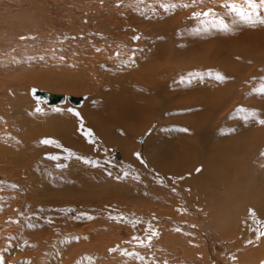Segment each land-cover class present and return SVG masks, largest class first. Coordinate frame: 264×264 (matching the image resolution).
Instances as JSON below:
<instances>
[{"label": "bare ground", "instance_id": "6f19581e", "mask_svg": "<svg viewBox=\"0 0 264 264\" xmlns=\"http://www.w3.org/2000/svg\"><path fill=\"white\" fill-rule=\"evenodd\" d=\"M138 4L132 1V5L129 6H132L131 8L137 6L140 12V7L143 5ZM232 9L227 13L235 15ZM234 9L237 8L234 7ZM145 11L147 12L146 9ZM233 20L236 22L238 19L234 18ZM167 31V35H173L172 28ZM159 32L158 29H153L147 33L150 35L154 33V39L159 40L163 37L161 41L168 46V50L161 48L153 53L154 49L152 48L151 56L142 62H139V60H142V47L134 52V57L128 51L127 57L124 56L123 59L112 62L109 66L103 64V67L100 66L103 70H98L100 69L98 67L99 63L95 61L94 65L98 70V72L96 71L97 81H101L98 82L101 91L107 87L110 91L105 94L99 90L100 93L97 94L94 93L96 91H90L93 94L92 96L96 95V97H94V102L86 104L83 108L84 118L79 119L80 124H83L82 136L75 130L76 128L70 130L71 133H69L68 139L72 143H65L66 146H64L62 153H53L43 158L41 157L42 149L40 150L38 146H35L36 149L32 152H24V150L16 148L15 144L17 143L6 144V146L8 145L7 148L9 147L6 153H8L10 160L17 164L18 162L25 164V168H21L26 169L25 171L28 174L26 175L34 184L31 183L33 193L30 191V194L32 195L22 188H13L14 190L19 189L18 194L13 193V196L8 194L6 198H3L2 195L4 194L0 196V202L3 204L0 203L2 205H0V264H105L107 261H110V264H136L137 261L128 263L129 261L118 258L116 254H109L116 240L122 238V235H119V231L122 229L124 234L135 239L134 245L147 247L146 250L149 251L150 255L154 253V245L162 244V247L166 246L168 249L173 247L174 249L181 248L184 252L188 250L187 254L190 253V256H196L195 251L199 252L201 250L207 264H264V136L258 143H240L234 135L235 126L238 123L234 124V118L232 119L236 109H240L237 105L239 103L237 99L240 97L241 88H244L246 83H244V79L249 78L252 82L254 77L264 78V69L261 68L264 66L262 64L264 63V53H261L262 50H260L255 56L252 53L249 57L242 58V63L244 61L247 66L245 69L236 66L239 69L237 70L236 67L224 65L225 69L230 70V76L223 74L221 67L217 68L214 60L209 63L211 67H208L205 72H203V69L208 64L205 65L200 59L192 61H196L195 64L189 63L190 65L185 69V57L182 49L173 46L172 40L167 35ZM182 41H185V39ZM192 41L195 40L192 39ZM144 49H147V46H144ZM231 49L233 50V48ZM253 50L255 51L256 48ZM1 51L4 52L2 49ZM84 51L86 53V50ZM201 52L199 53L201 54ZM229 53L231 54V52ZM185 54L188 55L189 52ZM228 57L230 59V56ZM112 60H116V58H112ZM195 67L197 69L193 70ZM198 71L200 74L204 73L210 79L202 85L205 90L202 89L199 92L204 102L199 107L201 109L198 110L203 115L206 127H202L201 124L191 126L195 140L191 134H188L183 143H171V137H168L167 132L164 133V131L169 129V126H171V129L174 128L175 122L171 118L163 120L162 117H170L174 113H176L175 115L185 114V72L192 75V73L197 74ZM205 75L204 79L207 78ZM28 76L32 84L49 85L43 87L50 89L59 90L63 86H69V89L70 87L71 89L77 88L75 80V82L71 80L74 82L71 84L70 81L65 83L63 78H59V81L63 82L59 83V87L50 84L55 76L54 73H43L41 75L40 73H30ZM217 76H224L225 81L215 85L214 83L218 81ZM9 79L7 81L10 83ZM17 79L21 80L19 77ZM79 82H81V78ZM90 82L92 83V81ZM4 83L0 85V92H3L4 99L6 97L8 102L11 101L9 102L11 106L9 110L13 108L16 116H19L22 112L28 122L29 127L26 126L25 132L26 144L36 142L34 134L45 129H40L39 125H35L37 122L32 120L34 117H29L25 110H22L23 104L19 99L22 86L18 82L14 83L13 86L6 83V80H4ZM210 86H212V91L206 89ZM96 87L98 89L99 86L96 85ZM34 88L49 94H60L55 93L56 91L52 93L32 87L27 90L29 96L26 97L32 105L35 104V101L31 102L28 97L33 99L31 90ZM83 89L87 90L84 87ZM92 90H95V88ZM77 91L79 92V89ZM65 92H70V90H65ZM61 95L65 96L63 103L47 105L41 101L42 103H37V107L41 108L42 104L48 109L60 105H64L61 107L69 106L67 99L71 95ZM208 96H211V102L208 101L209 99L206 100ZM79 98L82 99V103L73 105L74 108H80L84 104L85 99L83 97ZM5 112H7V109ZM62 117H55L57 123L60 121L63 124ZM159 118L161 120H158ZM151 119L157 121L155 125L157 127L150 137L144 140L145 137L143 136L142 143L138 140L137 143H133V136L137 137L139 132L150 127ZM26 121L25 123H27ZM240 122L242 123V121ZM182 123L185 125V120H182ZM32 124L33 126H31ZM179 129L181 128L177 127V132L181 135ZM65 132L67 131L65 130ZM29 133L30 135L27 136ZM158 134L160 135L158 136ZM262 135H264V129H260V136ZM63 138L66 139L64 136ZM174 139L176 140V138ZM246 139L248 141L250 138ZM96 141L99 143H93ZM108 142L116 143L117 148L123 151L121 154L118 150H112V155L119 162H113L114 164L105 162L107 159L104 161L92 154L93 151L100 154L102 149L110 144ZM3 144L0 145L3 146ZM67 144H69L68 147ZM19 145H23V143ZM91 146H99L100 150H93L94 148H90ZM72 147H77V149H71ZM21 148L23 149V147ZM48 150L50 152V148ZM75 151L78 154L74 153ZM54 156H57V159L52 162L50 157ZM85 161L89 163L86 164ZM117 165L121 166V176L118 175ZM197 169H200V171L198 172ZM16 174L18 175V173ZM122 178L123 182L117 180ZM25 179L29 181L28 178ZM168 179L171 180V183ZM172 182H174L173 185ZM94 189L102 196L114 192L125 195L123 200L120 201L126 204L127 207L125 206L124 209L113 207L114 209L111 211L109 207H106V212H108V217L110 216L108 214H113L112 217L115 215L113 217L115 219L122 217L119 222L123 220V224L128 226L126 225L125 228L119 227V224L110 227V222L108 223L110 220L106 219L109 226L104 222V219V221L102 220L103 216L100 219L93 218L90 205L92 204L91 192ZM170 191H172V196L169 194ZM14 195L17 196V208L20 212L21 210L25 211L24 216L29 219L21 221L26 224L29 223L30 225L27 227H23V224L17 226L11 222V214L13 215L16 210L13 207ZM27 208H29V211ZM46 216L48 220L50 216L52 217L53 220H49L53 223L52 228H50V225L47 226L46 223H34L44 222ZM56 217L57 221L54 220ZM157 222L163 223L165 228L171 230L173 234L166 233V230H160L159 228L162 227ZM117 228H120L119 231L116 230ZM136 237H140V239L137 240ZM137 247L136 249L139 250L140 248ZM120 249L119 251L122 252L123 250ZM36 250L39 252L35 253ZM137 250H126V253L131 254L133 258H138V262H141L143 257ZM201 251L200 253H202ZM27 255H33V257ZM199 260L198 263L196 262L197 264H200Z\"/></svg>", "mask_w": 264, "mask_h": 264}, {"label": "rangeland", "instance_id": "374dc122", "mask_svg": "<svg viewBox=\"0 0 264 264\" xmlns=\"http://www.w3.org/2000/svg\"><path fill=\"white\" fill-rule=\"evenodd\" d=\"M132 1L135 2V4L139 3L138 5H143L140 7L141 8L140 12L138 11L139 9L137 8V6H133V8H131L132 6H129V5H132ZM257 3H259V0H257ZM230 7L231 8L235 7L238 10H241L245 13H249L253 11V9L248 4L245 3V0H196L195 3L193 2V0H0V85L5 84L4 80H6V83H9L7 81V79L9 78H10L9 84H11L12 86L14 83L18 82L19 85L22 86V89L20 91L21 94H19V99L21 103L23 104L22 110L23 111L25 110V113L29 115V117L30 116L34 117V118L31 117V118L32 120L37 122V124L35 123L33 124L39 125L41 127L40 129L42 128L45 129V130H42L41 132H37V134L36 133L34 134L35 141L37 140L36 142L34 143L29 142L30 144L29 143L26 144L27 141L25 139L26 137L25 132H26V126L29 127V125L25 119V115L21 112L22 114L20 113L19 116H16L14 112L15 110L13 108H10L9 110V107H11L9 105L10 104L9 102L11 101L9 100L8 102L6 97L4 99L3 92L2 93L0 92V144L2 145L4 143L3 146L0 145L2 147V148L0 147L1 148V151H0V162H1L0 163V181H1L0 182V196L4 194L2 196H4L3 198H6L8 194L13 196V193H14L16 195L18 194L19 189L18 190H14V189H17V188H22L23 190H25V192H28L29 194L31 192L33 193L31 189L33 190L32 184L34 183H32V180L27 176L28 174L25 171L26 169L25 170L22 169V168H25L24 167L25 164H20L19 162L17 164L16 162H13L10 160L8 153H6L8 152L7 149L9 148V147L7 148L8 145L6 146V144L10 145L12 142L17 143L15 144L16 148H19V150H24V152L26 151L32 152L36 149L35 146H38L40 150L42 149L43 151V152L41 151V154H42L41 157L43 158H45L46 155H50L53 153H57V152L62 153V151H64V146H66L65 143H68V142L72 143V141L68 139L69 133H71L72 129L76 128L75 130H77V132L80 135L82 134L83 124L82 125L80 124V120L84 118L83 108H85L86 104L89 102H94V97H96L95 94L100 93V92L105 94L110 91L108 90L109 89L108 87L104 89L102 88L103 91H101L100 83H98L101 81L100 80L97 81L98 76L96 74V71L98 72V70H103L101 69V67L104 66L103 64H105V66L106 65L109 66L112 62H116L121 58L123 59L124 56L127 57L128 51L134 57L133 55L134 52L140 49L141 47L143 48V53H141L143 57L141 56L142 60H139V62H142L144 61V59L146 60L149 56H151L152 48L154 49L153 53L157 49H161V48L163 50H168V46L161 41L163 40L162 39L163 37H161L159 40L156 38L154 39V33L150 35L147 33L148 31L153 30V29H158L160 31L159 33H163V35L164 34L167 35V32H168L167 30H171L172 28L173 35H167V36L170 40H172L173 46H175L176 48H181L184 53L189 52L190 54V55L189 54L184 55L183 53V56L185 57V69H187V67L190 64L192 65L195 64V62L198 59L202 60L205 65L208 64L203 69V72H205V70L208 67H211L209 63L210 62L212 63L213 60L216 61L215 65H217V68L221 67L223 71L222 73L226 74L227 76H230L231 72L230 70L225 69L224 65L227 67H233V68L238 66L239 68L243 67L242 69H245L247 66L245 65L244 61L242 63V58L249 57L252 53H253V56H255L256 54L260 52V50H262L261 53H264V50H263L264 49V30H263L264 24H260L258 20L256 19V17H253L251 21H248L247 18L245 17L246 19L244 18L242 22L241 17L238 15L237 12H234L235 15L232 13L231 14L227 13V11L231 10ZM145 9L147 10V12L145 11ZM256 11H258L261 14V17L264 16V9L257 8ZM121 12L123 13L121 14ZM118 13L119 15H117ZM197 13H200L201 15L197 16L196 15ZM203 13H211V14L205 16L203 15ZM132 15L135 17H133ZM123 17L125 19H122ZM234 18L238 20L234 22L233 20ZM225 25H227V30H222L224 29ZM260 32H263V33L261 34ZM155 35L157 34L155 33ZM181 39L182 40L185 39V41H182ZM192 39H194L195 41H192ZM144 46H147V49H144ZM192 48H193V51H192ZM231 48H233V50ZM255 48L256 50L254 51L253 49ZM1 49L4 50L5 53L1 51ZM84 50H86V53ZM200 51L203 52V53L201 52L202 55L199 53ZM190 52H192L194 55ZM229 52H231V54ZM1 53H4V54H1ZM84 55H86L87 57ZM189 56H192V57H189ZM228 56H230V59ZM112 58L113 59L116 58V60H112ZM232 59H234L235 61ZM194 60L196 61L192 62ZM95 61L99 63L98 67L100 69L98 70L97 68H95V65H94ZM231 64L233 65L231 66ZM16 68H17V71H16ZM261 68L264 69V66H262ZM196 69L197 67H195V69L193 70H196ZM237 70L239 69L237 68ZM30 73H40V75L43 73L45 74L54 73L56 77L54 76L50 84L59 87L60 86L59 83L61 82L59 80L63 78L65 80V83L66 81L67 83L70 81L72 84V82L75 80L76 82L75 81L74 82L77 88L71 89L70 87L69 89V86L68 87L63 86L65 88L64 90L62 89L63 87H61V89L59 90H55V89L43 87V86H49V85H45V84L42 85L40 83L32 84V82H30V80L28 79L29 77L28 75ZM201 74H204V73H201ZM201 74L199 73V71L197 72V74L192 73V75H188L185 72V114L175 115L176 113H174L170 117H162L163 120H165L166 118H171L175 122L174 128L171 129V126H169L170 128L164 131V133L166 132L168 133L170 131L172 132L168 134L166 133L168 137H171V143H183V141L185 140V137L188 134H191L195 140V135H194L193 130L191 129V126H194V125L198 126L201 124L202 127H206L204 124L205 121L203 119V115L200 114L201 112L199 113V110L201 109V108L199 109V107L201 106L202 102H204L202 101L201 99L202 95L199 92L202 89L205 90V87L202 85H204L206 81H210V79L205 74L204 75L207 76L206 78L207 80L204 79V75H201ZM17 77L21 78V80H18ZM66 77L69 79H67ZM220 77H223V79L215 82L214 83L215 85H217L220 82L225 81L224 76H220ZM12 78H15V79H12ZM80 78H81V82H79ZM261 79H264V78L254 77L252 82H250L249 78L244 79L245 80L244 83L246 82L244 85V88L245 87L246 88L244 89L242 87L241 88L242 90L240 89L242 92L239 90L240 97L239 98L237 97L238 98L237 100H239V103L237 105H238V108L240 109H236V111L232 115V119L234 118L233 119L234 124L238 123L235 126L236 130L234 131V135L240 143H251V142L258 143L259 140L262 139V137L264 136V135L260 136V129H264V124H260L258 122L259 120H264V87H262L264 86V80H261ZM90 81H92V83ZM93 82L94 84L95 82L97 83L94 85ZM254 83H256L255 86H254ZM79 84L81 85L82 88L80 87ZM96 85L99 86L98 89ZM103 86H108V85H103ZM32 87H37V88H40V89H43V90H46L52 93L56 91L55 93L66 94V95H71V96H76V97L78 96L83 97L85 99L84 104L80 108L79 107L74 108L73 104L71 105V103H69L67 99L68 105H69L67 107H61L64 105H60L58 107H53V108L48 109V108H45V106L42 104L41 106L42 113L37 112L36 109L40 108V107H37V101L33 100L31 97H28V99H30L31 102L35 101L34 102L35 104L32 105L31 103L28 102L26 98L27 96H29V94L27 93L28 92L27 90ZM83 87L86 88L87 90L83 89ZM195 87H197L198 89ZM207 87L209 86L207 85ZM211 87L212 86L206 89H209L210 91H212ZM93 88H95V90H92ZM78 89L80 93L77 91ZM65 90H70V92H67L68 93L67 94ZM76 91L78 94L76 93ZM90 91L92 92L96 91L94 92L95 96H92L93 94ZM193 91H197V92H193ZM206 100L211 102V96L210 97L208 96ZM192 102L193 104H191ZM3 109L5 111L7 109L8 114L5 111L3 112ZM69 109H72V112H69L68 111ZM11 111L13 114L11 113ZM44 114L46 115V117ZM60 116H63L62 117V119L64 120L63 124L60 123V121L59 123H57V121L55 120L57 117H60ZM158 120H161V119L159 118ZM182 120H185V125L182 123ZM25 121L27 123H25ZM240 121H242V123ZM156 123L157 121L155 119H151L150 127L146 128L142 132H139V135L137 137L133 136V143H137V140L140 143H142L141 139L143 138V136L145 137L144 140H146V138H149L151 133L157 127L155 126ZM33 124L31 126H33ZM243 124H246V125H243ZM177 127L181 129L182 128L187 129V132H183V133L181 132L182 134L180 135V133L177 132ZM65 130L67 132H65ZM252 134L253 136H251ZM29 135L30 133L27 136ZM159 135L160 134H158V136ZM63 136L69 141L64 139ZM245 137L248 139L250 138V139L247 141ZM174 138H176V140ZM46 139L50 140V143L47 145L42 143V141ZM20 143L21 144L23 143L25 147L23 145H19ZM93 143H99V142L96 141ZM108 143L110 144L105 146L104 147L105 149L103 148L100 154H98L95 151H93L92 154L98 156L104 161L107 159L105 162H109V163L119 162L118 160L116 161L115 160L116 157L112 155V150H116V151L118 150V152L121 154L123 151L120 148L119 149L117 148L116 143L114 144H112L113 142H108ZM68 145L69 144H67V147ZM21 147H23V149ZM28 147L29 149H27ZM49 148H50V152L48 150ZM90 148L92 149L94 148L93 150H96V151L100 150L99 146H91ZM71 149H77V147H72ZM2 150H4L5 152ZM77 151L79 152V150ZM77 151H75L74 153L78 154ZM54 157H57V156H54ZM6 160L8 161V163ZM50 160L54 162L53 159H50ZM74 163H77V162H74ZM12 167L14 168L12 169ZM117 169H118V175H120L121 166L117 165ZM16 173H18V175ZM25 178H28L29 181ZM117 180L119 182L122 180L121 182H123V178L117 179ZM168 180H169V183H171V180L170 179ZM27 184L29 185V187ZM173 184L174 182H172V185ZM119 191H123V190L120 189ZM118 193L119 192L105 194L103 195L104 196L103 197L102 194L101 195L98 194V191L94 189L93 192H91L92 204L90 206L92 209V216L94 219L95 217L100 219L103 216L102 220L104 219L105 220V221L103 220L104 222L107 223V221L110 220L108 221V223L110 222L109 224L111 226L107 223L110 227L118 226L120 224L121 226L119 225V227L125 228L127 224L126 225L123 224V220L122 222H119L120 218L122 219V217L115 219L113 218L115 215L112 217L113 214H108L110 215L108 217L107 216L108 212H106L107 211L106 207L107 208L109 207L110 211L113 210L114 208L115 209L125 208L126 204L120 201V200H123L125 195L118 194ZM169 194H171L170 196H172L173 195L172 191H170ZM119 196L121 197V199ZM16 198L17 196H15V199L12 198L13 200H15V202L13 201L14 202L13 207L16 210H15V213H13V215L11 214L12 216L11 222L12 224H15L17 226H22L23 224V227H27L30 224L29 223L26 224L21 221L22 220L27 221L29 219L28 217L25 218L24 216L25 211L21 210L20 212L19 209L17 208ZM27 210L29 211V208H27ZM22 215H23V218H22ZM15 218H17L18 220ZM49 218H50L49 219L50 221L53 220L51 216ZM49 220L47 219V216H46L44 218V222L39 221V222H34V223H43V224L46 223L47 226L50 225V228H52L53 223H51ZM54 220L57 221V217ZM159 224H160V227H162V228H159L160 230H166V233L173 234L171 230L165 228L163 223L162 224L159 223ZM119 229L120 228H117L116 230L119 231ZM123 234L124 232L122 229L121 231H119V235H122V238L119 239L118 241L116 240L115 245L113 246V248L110 249L111 252H109V254L111 255L116 254L118 258L120 257V258L125 259V261L127 262L129 261L128 263H133L137 261L135 262L136 264H162V263L165 264V262L166 264H170V263L171 264H197L198 260L200 259L199 260L200 264L202 263L207 264L204 260V255L201 250H199V252L195 251V254L197 255L200 254L199 256L197 255L190 256V253L187 254L188 250L187 252H184L181 248L174 249L173 247H169L168 249V247L166 246L162 247L161 246L162 244L160 245L158 244L159 246L154 245L155 247L153 249L154 253L153 255L152 254L150 255L148 253L149 251L146 250L147 247H144V246L137 247L136 245H134L135 239L134 238L132 239L131 238L132 236L130 237L129 235H126V234L123 235ZM187 244L192 245L191 243H187ZM120 246H121V249L125 252V255H124V252L120 249ZM135 246L140 249L137 250ZM119 249L122 252H120ZM132 249L137 250L142 255L143 262L142 261L138 262V258L136 257L133 258L131 254L126 253V250H132ZM168 250L171 252H169ZM200 251L202 253H200ZM36 252H39V251L36 250L35 253ZM29 257H33V255H30ZM107 262L108 264H110V261H107ZM107 262L105 264H107Z\"/></svg>", "mask_w": 264, "mask_h": 264}, {"label": "snow or ice", "instance_id": "6c2138e0", "mask_svg": "<svg viewBox=\"0 0 264 264\" xmlns=\"http://www.w3.org/2000/svg\"><path fill=\"white\" fill-rule=\"evenodd\" d=\"M193 2L195 3L196 0H193ZM245 3L248 4L252 9L253 11L252 12H249V13H245L241 10H238V9H232L233 12H237L238 15L241 17V20L243 22V19L246 17L248 21H251L253 19V17H256V19L258 20V22L260 24H264V17H261L260 13L258 11H256L257 8H261V9H264V0H259V3H257V0H245ZM187 6V5H186ZM211 13H203V15L207 16V15H210ZM197 16H200L201 14L200 13H197L196 14ZM222 30H227V25H225L224 29ZM217 80H222L223 77H220V76H217L216 77ZM37 103H42L41 101H37ZM37 112H41L42 109L41 108H37L36 109ZM69 112H72V109H69L68 110ZM260 124H264V120H259L258 121ZM180 132H187V129H179ZM43 144L47 145L50 143L49 140H44L42 141ZM50 159H57V157H50ZM85 163H89L88 161H85ZM197 171L199 172L200 169H197ZM126 175V174H125ZM90 218V217H89ZM137 240L140 239V237H136ZM150 239V238H149Z\"/></svg>", "mask_w": 264, "mask_h": 264}, {"label": "water", "instance_id": "95a60500", "mask_svg": "<svg viewBox=\"0 0 264 264\" xmlns=\"http://www.w3.org/2000/svg\"><path fill=\"white\" fill-rule=\"evenodd\" d=\"M31 96L36 101H43L47 105L61 104L65 101V96L61 94H49L39 89H32ZM68 101L73 105H80L82 99L79 97L68 96Z\"/></svg>", "mask_w": 264, "mask_h": 264}]
</instances>
